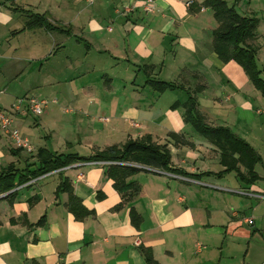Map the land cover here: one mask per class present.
Wrapping results in <instances>:
<instances>
[{
  "label": "crops",
  "instance_id": "1",
  "mask_svg": "<svg viewBox=\"0 0 264 264\" xmlns=\"http://www.w3.org/2000/svg\"><path fill=\"white\" fill-rule=\"evenodd\" d=\"M132 1L0 0V88L7 91L0 108L31 88L57 95L78 109L81 135L76 145L67 142L69 127L43 117L48 134L29 153L0 130V171L12 169L15 182L27 178L0 196V264H147L145 253L156 264H264V213L256 214L254 200L264 198V184L235 177L234 186L233 170L224 171L209 137L149 125L152 117L184 118L176 101L191 93L208 125L236 134L234 117L260 122L254 107L264 92L214 50L217 22L204 0H154L152 12L137 6L123 13ZM234 8L257 19L250 42L264 80V0H239ZM33 14L44 15L49 28L29 24ZM150 81L178 87L158 90ZM29 113L15 116L12 126L18 129ZM143 137L165 145L170 166L186 175L141 164L124 178L132 193L123 194L109 165L92 159L32 173L40 147L91 157ZM222 192L247 197L250 211L228 212L231 197ZM249 215L252 223L244 220ZM224 245L233 256L222 258Z\"/></svg>",
  "mask_w": 264,
  "mask_h": 264
},
{
  "label": "trees",
  "instance_id": "2",
  "mask_svg": "<svg viewBox=\"0 0 264 264\" xmlns=\"http://www.w3.org/2000/svg\"><path fill=\"white\" fill-rule=\"evenodd\" d=\"M239 0H233L228 4L226 0H204L203 6L208 7L217 22L214 29L213 47L218 56L224 61L233 60L237 62L252 81L254 86L264 92V80L259 76L261 70L256 64L257 47L250 41L255 37L257 19L252 16L240 15L234 8ZM29 24L49 28L45 16L33 14ZM158 90L178 87L172 82L150 81ZM176 106L184 108V120L190 123L200 134L209 137L220 152L221 164L224 171H237V178L242 182H253L258 174L253 171V165L261 161L260 156L242 138L233 134L232 131L223 126L213 127L205 122L204 116L198 111L193 94L188 93L183 102L176 101ZM39 159V167L32 173L34 175L44 173L48 170L68 165L76 160H127L150 167L158 168L172 173L186 175L183 171L170 166L169 151L165 145L152 144L145 137L140 140H128L121 147L108 146L91 157H80L76 154H56L40 147L36 150ZM242 165L244 170H240ZM8 168V167H7ZM137 170L124 165H109L108 171L112 173L117 189L125 194L132 188L131 183H125L124 178ZM16 173L12 169L0 171V194L7 193L12 188L21 184L25 179L19 176L15 182ZM192 176V175H190ZM134 188V193L137 192ZM12 192H8L10 195ZM132 192H128L131 194ZM147 264H156L153 258L145 253Z\"/></svg>",
  "mask_w": 264,
  "mask_h": 264
},
{
  "label": "rangeland",
  "instance_id": "3",
  "mask_svg": "<svg viewBox=\"0 0 264 264\" xmlns=\"http://www.w3.org/2000/svg\"><path fill=\"white\" fill-rule=\"evenodd\" d=\"M226 1L229 5L233 3V0H226ZM206 8H207L206 12L210 14L211 10L208 7ZM4 93H7V91L5 90ZM169 93H179V91H174V92H169ZM1 95H4V94H1ZM169 95L172 96L173 94H169ZM47 96L48 95L46 94L41 95L34 88H31L29 91H27V95H26L27 98H35L37 100L44 99L47 102L46 103L47 108L44 107L43 112L40 115H35L30 112L25 118L26 121L23 124H21L23 128H21V126L18 128L19 132L22 131L23 133H26L28 138L30 139L29 143L30 144L33 143V146H38V144H43L42 138L40 139V137L48 134V129L47 127L44 126V124H46L48 121L43 119V117H49V119H52V120L58 119L61 123V127H66V126L69 127V130H67L65 133L67 142H70L76 145L77 138L81 136V135H76L78 128L74 126L76 124L75 119L79 117L78 109H72L71 107L68 106V104L65 103L66 100L63 101L62 99L57 97V95H54V97L57 100L55 102L52 101V99H55V98H51L50 96L48 97ZM163 99L165 100V96L163 97ZM167 102H172V101H167ZM256 107L260 111L259 112L260 114H257V115L255 114V117L259 118L260 122L251 120V118L246 120L245 117H238V118L234 117V124H236V128H234V131L236 132L235 135L237 136L239 135L238 137L242 136L241 134L247 133L248 138L246 137H240V138L245 140L249 145H251L256 150V152L258 151L257 152L258 154L261 155V161L253 165V171H255L256 174L259 175V178H257L258 181L256 183L259 185H263L264 184V129H262L260 125L264 123V101L261 102V104H256L254 108ZM7 109H4V110H7ZM81 118H83L85 121L87 120V117L83 116ZM88 120H90V117L88 118ZM237 120H239V122L235 123V121ZM42 121H44V123H42ZM151 122L152 123H149V125L152 126L154 129H156V131L158 132H160L162 128L173 129V130L185 128L188 132L193 131L197 133L194 127L190 123L186 122L183 117H152ZM70 126L71 127L74 126V127L71 128ZM84 128L85 126L83 127V129ZM22 132H21V135L23 134ZM94 139L99 140L101 139V136L100 135L94 136ZM45 143L47 144V142ZM33 151H35V148ZM238 167L240 170L242 171L244 170V167L242 165H238ZM231 175H234V186H237L239 184L238 180L236 179L237 171L234 169V173L233 171L230 172L229 177ZM235 181L238 184H235ZM222 193L224 195L226 194L229 197H231L230 199L231 206L229 207L228 212L230 211L232 212L235 209L238 210L239 212L245 211L246 213L250 211V200L244 195L238 194L235 192L234 193L222 192ZM254 200L256 201L255 205H258L256 214L264 213V198L263 199L254 198ZM242 202H244V204H242ZM238 206L239 208H237ZM247 217H251V215ZM222 248H223L222 249L223 259H225L227 256H230V255L233 256L232 253H234V248L230 249L232 253L228 252L229 247L227 245H224Z\"/></svg>",
  "mask_w": 264,
  "mask_h": 264
},
{
  "label": "built area",
  "instance_id": "4",
  "mask_svg": "<svg viewBox=\"0 0 264 264\" xmlns=\"http://www.w3.org/2000/svg\"><path fill=\"white\" fill-rule=\"evenodd\" d=\"M137 6H141V8L145 12H152L154 10V0H133L131 3H127L123 6L122 12L129 13L133 11ZM109 29V28H108ZM5 92V89L0 88V95ZM55 102V100H52ZM46 101L44 99L37 100L35 98H27L18 97L12 102L7 110L0 108V130L1 132L7 136L13 143L14 147L19 149H24L27 152H33L34 148L28 142L26 138H24L18 129L12 126V122L15 116L24 115L28 112H31L35 115H40L43 112V108L46 107ZM105 120V118L103 119ZM133 126H137L136 122L132 123ZM98 163H106L108 165H124V166H131L135 168H142L144 165H141L136 162L127 161V160H95ZM54 170L48 171L46 173L53 172ZM43 174V173H42ZM242 194H248L254 197H258L259 195H254L253 193H248L247 191L241 190L239 191ZM5 193H1L3 195ZM260 195L259 197H261ZM244 220L247 223H252L254 220L253 216L245 217ZM261 227H262V237L264 241V216L261 218Z\"/></svg>",
  "mask_w": 264,
  "mask_h": 264
},
{
  "label": "water",
  "instance_id": "5",
  "mask_svg": "<svg viewBox=\"0 0 264 264\" xmlns=\"http://www.w3.org/2000/svg\"><path fill=\"white\" fill-rule=\"evenodd\" d=\"M6 194V193H5ZM5 194H4V196H5ZM3 196V195H2Z\"/></svg>",
  "mask_w": 264,
  "mask_h": 264
}]
</instances>
